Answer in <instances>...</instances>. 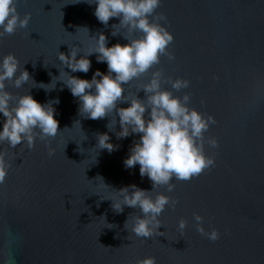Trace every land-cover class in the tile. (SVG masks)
Listing matches in <instances>:
<instances>
[{
  "label": "water",
  "instance_id": "1",
  "mask_svg": "<svg viewBox=\"0 0 264 264\" xmlns=\"http://www.w3.org/2000/svg\"><path fill=\"white\" fill-rule=\"evenodd\" d=\"M75 2L17 0L20 17L30 13L31 19L26 28L0 38V60L12 53L35 84H49L63 69L59 52L67 55L69 47H79V59L99 32L108 47L128 43L124 35H141L121 29L112 36L118 18L105 26L94 16V4ZM156 14L166 17L160 23L174 37L168 50L175 59L161 56L149 72L124 85L126 94L135 93L157 69L164 81L169 76L189 80V88L178 92L166 82L162 88L181 97L190 93L189 107L217 121L205 136L215 137L219 147L204 145L215 166L190 182L173 180L172 192L166 186L154 189L153 198L165 194L178 203L159 217L163 235L136 237L130 226L140 210L125 206L117 214L111 200L119 198L115 190L132 184L152 190L139 165L126 169L123 163L138 135L117 139L119 123L115 131L106 127L114 114L96 120L79 114L78 98L62 81L49 91L31 79L20 88L6 81L13 97L31 94L41 104L60 102L53 104L59 121L55 137H37L31 149L0 142L11 165L0 184V264H136L149 256L157 264H264V0H162ZM88 58V73L64 71L89 80L97 69L107 72L96 54ZM138 95L144 98L143 91ZM106 132L119 146L111 153L97 147V134ZM50 147L55 149L51 157ZM194 214L204 218L206 231L218 229L220 239L202 236ZM182 218L187 221L183 233L178 230Z\"/></svg>",
  "mask_w": 264,
  "mask_h": 264
},
{
  "label": "clouds",
  "instance_id": "2",
  "mask_svg": "<svg viewBox=\"0 0 264 264\" xmlns=\"http://www.w3.org/2000/svg\"><path fill=\"white\" fill-rule=\"evenodd\" d=\"M81 0H76L79 3ZM89 5H95L94 16L103 25L107 26L110 18H118L119 24L113 25L112 36L120 34L121 29L132 34L139 32L138 38H124L128 43H116L108 47L107 37L103 32L92 37L95 44L83 53L79 59V47H69V53L59 52L58 59L63 65L58 77H53L49 84H35L29 72L20 70L17 57L9 53L0 60V142L15 148L26 143L29 149L35 145L36 138L47 140L58 133L59 121L55 118L56 109L53 104H59V99L47 101L43 104L33 98L31 94L21 95L18 98L6 90V81L20 88L29 80L35 87L49 91L54 89L56 82L62 81L72 96L78 98V112L88 119H102L112 116L106 125L109 131H115L117 122L120 131L116 132L117 139H124L138 135L129 149L127 158L123 161L126 169L139 165L141 178L147 176L152 182V190H144L132 184L115 190L118 199L111 200L112 209L120 214L124 207L138 208L141 215L136 216L130 226V231L136 237L152 238L163 235L158 229L162 223L159 219L166 206L175 207L178 201L165 194H157L155 198L151 193L160 186H166L168 192L175 189L173 180L187 181L199 176L205 170L215 166V157L205 153L204 145L207 143L213 148L219 147L215 137H206L211 125L217 121L211 115H205L194 108H190V93L182 97L174 95L173 91L162 88L166 82L177 92L187 89L190 81L183 78L166 81L163 71L151 72V78L142 84L135 93L126 94L124 85L130 84L134 79L149 72L160 63L161 56L174 60L175 56L168 50L173 42V35L160 21L166 20L163 14H156L161 0H83ZM17 0H0V38L12 35L17 28H26L31 14L20 17L17 11ZM151 18V19H150ZM78 29H88L80 27ZM77 29V30H78ZM96 54L97 63H106L107 72L97 69L91 79H82L64 71V67L71 73H88L91 60L88 58ZM19 72V75H17ZM52 85V87H49ZM63 90V89H61ZM144 92V98L139 92ZM14 101V105L11 103ZM118 104H127V107H118ZM117 117L119 118L117 121ZM108 133L97 134V147L106 149L109 153L118 149L113 145ZM55 153L49 148L48 155ZM6 152L0 151V184L5 182L11 165L6 161ZM107 186V185H106ZM107 188H109L107 186ZM203 217L194 214L196 230L210 241L220 239V232L216 228L206 231L203 227ZM111 227L113 225L108 224ZM109 227V228H111ZM129 231V217L124 222ZM187 221L183 218L178 222V230L183 233ZM136 264H157L153 256L136 261Z\"/></svg>",
  "mask_w": 264,
  "mask_h": 264
},
{
  "label": "snow or ice",
  "instance_id": "3",
  "mask_svg": "<svg viewBox=\"0 0 264 264\" xmlns=\"http://www.w3.org/2000/svg\"><path fill=\"white\" fill-rule=\"evenodd\" d=\"M161 3H162V0H161ZM199 176H194L193 178H191L190 180H187V181H183V180H179L180 182H190L192 179H194V178H198ZM5 180H6V178H5ZM174 181H176V180H174Z\"/></svg>",
  "mask_w": 264,
  "mask_h": 264
}]
</instances>
